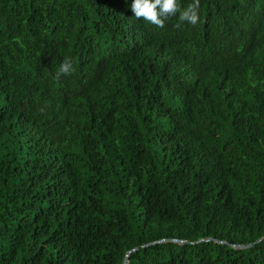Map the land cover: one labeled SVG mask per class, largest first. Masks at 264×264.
<instances>
[{
  "label": "trees",
  "instance_id": "1",
  "mask_svg": "<svg viewBox=\"0 0 264 264\" xmlns=\"http://www.w3.org/2000/svg\"><path fill=\"white\" fill-rule=\"evenodd\" d=\"M131 3L0 0V264H264V0Z\"/></svg>",
  "mask_w": 264,
  "mask_h": 264
},
{
  "label": "clouds",
  "instance_id": "2",
  "mask_svg": "<svg viewBox=\"0 0 264 264\" xmlns=\"http://www.w3.org/2000/svg\"><path fill=\"white\" fill-rule=\"evenodd\" d=\"M200 0H192L187 6H181L179 0H132L130 10L137 20L164 28L165 21L177 17L180 23L195 25L199 19ZM180 23L176 26L180 27ZM72 62L69 58L60 64L56 79L72 73Z\"/></svg>",
  "mask_w": 264,
  "mask_h": 264
},
{
  "label": "water",
  "instance_id": "3",
  "mask_svg": "<svg viewBox=\"0 0 264 264\" xmlns=\"http://www.w3.org/2000/svg\"><path fill=\"white\" fill-rule=\"evenodd\" d=\"M262 239H263V238L257 240V241L254 242V243L248 244V245H242V246H239V248H240V249H245V248L252 247V246H254L255 244L259 243ZM172 241H173V242L180 243V244H185V243H186V242H184V241H178V240H172ZM134 251H135V249H132V250L128 251V253H127V255H126L125 259H124L123 264H128V259H127V257L129 256L130 253H132V252H134Z\"/></svg>",
  "mask_w": 264,
  "mask_h": 264
},
{
  "label": "bare ground",
  "instance_id": "4",
  "mask_svg": "<svg viewBox=\"0 0 264 264\" xmlns=\"http://www.w3.org/2000/svg\"><path fill=\"white\" fill-rule=\"evenodd\" d=\"M127 255V254H126ZM126 255H125V257H126ZM125 259V258H124ZM127 259H128V257H127ZM124 262V261H123Z\"/></svg>",
  "mask_w": 264,
  "mask_h": 264
}]
</instances>
